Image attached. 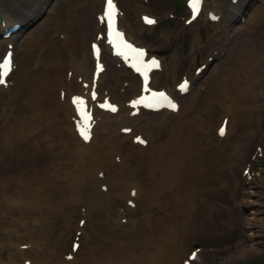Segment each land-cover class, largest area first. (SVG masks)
<instances>
[{
  "label": "bare ground",
  "instance_id": "bare-ground-1",
  "mask_svg": "<svg viewBox=\"0 0 264 264\" xmlns=\"http://www.w3.org/2000/svg\"><path fill=\"white\" fill-rule=\"evenodd\" d=\"M87 1L62 0L68 14L64 16L63 8L60 12L57 9L54 18L47 19L24 41L13 87L10 89L8 84L5 90L0 85V264H18L28 256L26 250L18 248V243L32 242L45 236L56 238L49 251L32 253L30 256L36 260V264L42 260L45 264H66L59 253L66 254L77 231L81 233L77 240L82 248L75 255V264H135L136 258L140 260L138 264H155L156 261L157 264H168L166 254L178 244L180 246L183 219L204 217L207 210L200 207L191 215L187 207L189 200L185 195L192 196L196 191L198 194L199 188L211 187V174L221 165L229 168L232 163L237 164L241 160L242 150L246 151L249 142L252 145L255 140V137H251L234 147L240 125L242 129L246 127L245 116L241 113L248 106V99L256 87L264 82L263 29L257 35L239 41V49L229 59L228 68L221 66L217 73L228 74L233 66L238 65L242 68L239 70L241 74H237L241 75L240 79L236 77L229 85L221 87V91H210L196 100L177 95L182 101L178 112L172 116H157L155 123L150 116L144 118L146 115L141 113L132 119L124 117L121 120L131 121L130 127L137 133L138 128L155 134L164 125L170 127L168 129L172 131L165 143L164 158L154 161L153 154L158 153L159 149L146 139L145 147L131 143L135 150L122 153L119 162L114 165L112 161L107 162L105 145L103 151L99 149L100 146H95L93 151L95 131L90 142L83 143L75 133L76 117L70 104L72 97L78 95L76 98H79L86 94L99 79L96 90L100 97L106 90L107 95L120 103L118 112L128 114L129 109L122 101L126 98V101L132 102L135 100L133 96L137 95L134 94L135 83L132 82L124 94L114 96L119 82L127 78L134 81L136 76L123 67L119 69L116 59L106 51L112 64L102 59L104 53L100 62L102 71L97 80L93 79L95 63L90 50L87 51V43L100 32L102 26L95 23L98 11H92L94 17L88 15L91 11ZM154 4L157 5L158 0ZM30 14L27 22L39 16ZM5 18L8 20L6 23H10V15L7 14ZM229 18L234 20L233 16ZM61 28H66L64 32H68L64 37L69 50L66 72L67 65L62 66L64 59L60 43L50 37L51 34L60 33ZM127 35L129 40H133L131 35ZM175 35L176 29L160 31L162 39L169 37L171 40ZM227 37L226 33L223 40ZM190 43L191 51L201 45L196 38L191 39ZM35 50L41 53V57L37 70L33 71L35 57L32 60L30 56ZM191 56L183 62L176 57L175 61L178 62L170 63L173 65L169 73L174 75L170 77L171 81H174L178 70H182L181 66L189 67L196 63V59L204 61V55ZM77 61L79 70L76 68ZM160 64L161 68L165 67V63ZM67 74H71L70 79ZM242 75L248 77L242 80ZM186 76L192 87L198 77L192 73ZM108 84L111 85L109 90L105 88ZM90 106L95 108L92 102ZM94 113L97 115V126H109L105 118H101L107 113L97 110ZM201 114L206 116L205 123L201 122ZM221 122L227 126L225 136H213L211 133L215 125ZM259 130L261 134L262 129ZM133 138L134 135H131L130 139ZM121 142V139L115 140L114 145ZM230 149L232 152L228 151ZM92 159L95 164L88 163ZM96 172L102 173V177L91 176ZM102 186L106 187L105 191L101 189ZM107 197L108 201L112 197L114 199L96 211L95 216L104 218L108 224L109 218L116 220L122 215L129 219L141 218V223H132L135 227L132 234L120 237L119 227L109 224L111 228L102 237L93 233V222L85 223L73 233L80 219L76 220L79 213L73 208L95 205L100 198ZM128 201L133 202V208L127 205ZM153 205L158 206L159 210H155ZM53 228L56 230L52 236ZM152 230L157 231L153 233ZM203 232L202 228L200 235ZM152 233L157 237L158 246L150 250ZM205 235L212 236L210 228L205 229ZM85 236L87 241L84 242ZM167 236H171L168 246ZM130 240L133 243L130 246L120 244ZM255 245L243 239L233 253L227 252L219 260L222 264H228L234 254L236 258L243 257L238 253L241 247L256 251ZM136 253L140 255H134ZM172 253L178 256L179 247Z\"/></svg>",
  "mask_w": 264,
  "mask_h": 264
},
{
  "label": "rangeland",
  "instance_id": "rangeland-1",
  "mask_svg": "<svg viewBox=\"0 0 264 264\" xmlns=\"http://www.w3.org/2000/svg\"><path fill=\"white\" fill-rule=\"evenodd\" d=\"M137 1L134 4H136ZM210 1H213L214 4H218L220 6L218 10L221 11L223 19L221 24L211 28L209 34L210 40L206 43L214 40L222 41L223 45L226 46L225 50L226 48L229 50L228 55L233 54L236 52L238 43L241 40L239 32L245 26H249L252 18H258L257 21H260L263 18L261 15L264 13V0H239V4L235 6L231 5L230 0ZM177 4L178 0H158V4L154 6L152 13L159 18H162L166 13L172 11V8L181 13L180 11L182 10L177 8ZM63 6L62 0H0V13L10 15L15 22L23 23L24 20H27L28 16L32 15L30 13L41 14L38 16L36 21L29 25L25 32L17 37V39L11 38L7 41H0V52H4L6 43L9 41L11 44H15L16 46L15 61H18L20 54H22L24 41L36 29H39L42 23H44L47 19L54 18L55 16L52 17V15L55 11H57V9L60 12L63 8V15L65 13L66 15L68 14L66 7ZM232 15L234 20L230 21L229 17ZM242 18L244 23L240 22ZM132 20L133 18L131 21ZM202 22L195 24V28L192 32H196L198 30V32L201 33L204 29L210 27L206 23ZM179 26H181V24H179ZM62 29L64 28H61L58 32H63L65 35L68 34V32H64L67 30L66 28L64 30ZM224 29L227 31L223 32ZM158 33L159 30H143V37L136 36L141 40V42L149 46L157 47V49L162 53L170 52V47L160 44L155 40ZM226 33L228 34V37L223 40V36ZM50 37L52 40L60 42L57 35L51 34ZM188 38L189 34H186L182 43V51H178V56L180 58L188 56V53H186V51H188ZM40 54L41 53H39L38 50H35V52H32L30 57L32 60L33 57H35L37 62L40 58ZM230 56H226L222 59V61L212 64L205 74L201 76L202 81L200 84L206 86L208 83H211L209 88L210 90L220 89V83H222V79H225L226 75H215V73L225 59L227 60ZM229 64L225 67L228 68ZM237 71L238 70H236L234 74H231L233 73L231 72L229 76H226L227 79H229V81L234 80L236 78L235 73ZM238 73L241 74L240 71ZM229 83L230 82H227L224 85H228ZM209 89L206 93L209 92ZM195 90L197 91L198 89ZM190 97H192V93L190 94ZM255 99V102L249 105L245 110L247 128H250L251 131L247 128L244 129L245 132H242L241 139L237 138L236 140L240 141L249 137H257L262 144L256 143V139L252 145L249 142V146L245 149L248 153L246 160L243 163L234 165L235 175H233L230 169L218 168L217 171L212 174V179H215L214 186L209 189L207 187L200 188L199 195L205 200H208L210 197L211 201H213L208 202L210 205H202L200 207L210 211L212 209L211 204H213V207L219 213V216L217 218L213 217L218 213H210L209 216L206 214L205 217L197 216L189 222L186 220L184 222V226L191 229L196 235L199 234L197 231H202V228L204 229L209 226H213L212 229L215 231L214 241L206 240L202 237L198 239L197 236L190 237L191 241H183L181 249H183V245H185L186 248H184V251L181 252V257H177L176 264H180L186 254L196 246L204 249L202 257L206 261V264H222V262H218V260H216V257H223L227 252L233 253L235 248L241 245V241L243 239L244 241L248 239L253 244L256 243L254 246L256 251H249L248 249L250 248L245 250L244 247H241L238 253L242 254L243 257L236 258V255L234 254L228 264H264V157L259 161L255 168V170L258 171V175L252 185V189L249 191L250 194L247 195V197L245 196V185L240 177L242 169L250 162V157L254 154L255 148L257 146L263 147L264 145V87L255 92ZM259 127H262L261 134L260 130L258 131ZM231 192H233L234 195L230 194ZM192 211L194 212V210ZM214 251H217V253ZM225 257H227V255Z\"/></svg>",
  "mask_w": 264,
  "mask_h": 264
},
{
  "label": "snow or ice",
  "instance_id": "snow-or-ice-1",
  "mask_svg": "<svg viewBox=\"0 0 264 264\" xmlns=\"http://www.w3.org/2000/svg\"><path fill=\"white\" fill-rule=\"evenodd\" d=\"M107 4H108V6L111 8V7H112V0H107ZM105 15H107L109 21H111V18H112V17H111V15H110L107 11H106ZM109 26H111V25H109ZM93 49L95 50V45H93ZM141 54H143V53L141 52ZM5 62H7V58H5ZM153 63H155V61H153ZM98 67H99V66H98ZM0 83H3V81L0 80ZM159 95L163 96L164 94H163V93H160ZM172 107L175 108V105H172ZM113 110H114V109H113ZM81 134L83 135V133H81ZM220 134H221V135L224 134V129H223V128L220 129ZM85 138H87V137H85ZM137 140H138L140 143H143V142H144V141L140 140L139 137H137ZM133 195H135V193H133ZM73 251H75V247L73 248Z\"/></svg>",
  "mask_w": 264,
  "mask_h": 264
}]
</instances>
